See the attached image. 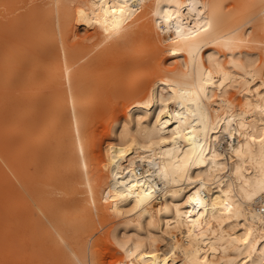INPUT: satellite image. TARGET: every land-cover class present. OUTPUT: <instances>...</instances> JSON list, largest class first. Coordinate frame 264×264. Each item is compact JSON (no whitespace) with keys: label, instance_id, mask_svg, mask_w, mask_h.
Listing matches in <instances>:
<instances>
[{"label":"bare ground","instance_id":"bare-ground-1","mask_svg":"<svg viewBox=\"0 0 264 264\" xmlns=\"http://www.w3.org/2000/svg\"><path fill=\"white\" fill-rule=\"evenodd\" d=\"M4 4L25 9L0 31V254L89 264L97 216L113 264H264V0ZM107 95L136 99L100 163Z\"/></svg>","mask_w":264,"mask_h":264},{"label":"rangeland","instance_id":"rangeland-1","mask_svg":"<svg viewBox=\"0 0 264 264\" xmlns=\"http://www.w3.org/2000/svg\"><path fill=\"white\" fill-rule=\"evenodd\" d=\"M40 1L42 2V0H33L34 3ZM24 9L25 8H23V5H20V7H17L15 11H11V9L9 11V6L4 4V0H0V31L5 32L18 27L17 24L13 25V21L19 18ZM92 31L93 29L91 26H79L75 28V30L73 29V34L71 36L70 42H75L76 40L90 41L92 39L91 37H87V35ZM238 98H240L239 95L236 96V99ZM134 99H136L135 96H131V98L128 99L127 97H121L119 95H107L98 101L97 109L94 111L95 114H92L93 118L88 121L87 126L88 135L91 142L93 143L94 152L98 157V161H100V163L101 160L104 159L106 151L105 144L115 139V135L113 134L112 129L120 126V124L122 125L124 122H128L129 126H133V121L127 120L126 112L129 105ZM121 107L123 109L122 112ZM80 187L84 191L85 188L83 183H81ZM69 188L71 189L72 187L69 186L67 190V192L71 194L72 189L70 190ZM254 204L258 207L260 205V202L257 200V202ZM115 222L116 220L114 221V219H108L106 221L98 220L97 216H94L93 221L90 222V225L87 229L84 230L79 228L77 240L78 243L84 246L85 252L86 254H88L87 256L89 264L91 263L92 259L93 261H99L100 259L101 261L106 262L104 264H113L115 260L114 258H112L113 256L121 257V255L124 254V247L119 244L115 235L110 230L111 227L116 224ZM6 234H8V232H6L4 236ZM62 243L66 242L64 241ZM67 246L68 245L66 243V247ZM15 255L17 254H11L4 257L2 256V254H0V264H55V261L53 259H50L49 256L44 261L42 254H40L39 257H35V255H38V253L36 252L30 251V253L24 259H22V261L19 262L15 261ZM127 256L130 258L132 257V255L130 254H127ZM97 257L99 259H97ZM73 258L76 260V262L79 263L78 259H76L75 256H73ZM112 259L114 260L112 261ZM98 261L97 263L100 264L101 262Z\"/></svg>","mask_w":264,"mask_h":264}]
</instances>
